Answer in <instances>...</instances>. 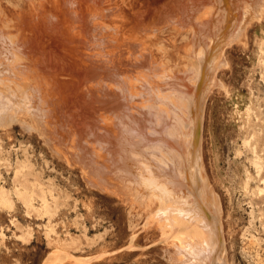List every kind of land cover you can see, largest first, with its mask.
<instances>
[{"label":"rangeland","instance_id":"obj_1","mask_svg":"<svg viewBox=\"0 0 264 264\" xmlns=\"http://www.w3.org/2000/svg\"><path fill=\"white\" fill-rule=\"evenodd\" d=\"M199 1L195 0L198 4ZM252 1L259 6L254 4L245 11L257 19L250 16V20V13L246 17L244 12L245 23H239L242 28L239 24L232 28L230 41L229 36L221 52L216 82L200 113L202 158L221 201L228 264H264V0L249 2ZM185 2L0 0V37H37L40 45L46 44L41 45L47 52L45 58L50 57L48 61L58 68L54 70H60L55 74L67 75L61 69L69 67L79 74L77 82L82 85L94 88V83L95 87L98 84L96 90L100 94L96 92L95 102L99 107H88V112H99L96 119L88 121V128L94 131L88 136L97 133L92 142L90 137L86 140L89 139L87 147L94 153L93 158L101 162L99 175H94L99 178L98 184L92 186L77 165L61 158L62 150L52 149L36 129L23 125L25 120L31 121L28 114L19 113L9 126L0 128V189L5 190L8 199L6 203L0 201V264H194L190 256L191 225L184 216L161 214V209L169 204L167 199L162 203L158 198L135 200L124 189V180L111 159L119 165L124 160L128 166V81L131 91L138 95L136 101L143 113L166 110L162 122L165 138L177 135V117L185 118L186 131L192 127L189 103L196 91L199 64L193 57L191 43L195 38L199 42L205 30L213 32L218 13L217 5ZM167 8L172 13L181 8L174 13L178 18ZM130 53L133 56L129 73ZM26 59L28 70L16 73L13 83L5 81L8 86L1 83L0 89L8 94L16 90L14 98L19 103L22 87L39 85L46 105L56 109V95L44 80L46 73L35 61ZM81 93L79 97L86 91ZM12 107L21 110L18 105ZM57 115L51 117L52 127ZM150 145L154 147L153 143ZM155 148L157 153L151 155L161 163L170 161L161 146ZM126 175L128 179V171ZM174 223L179 225L174 227ZM181 243H187V248L178 247Z\"/></svg>","mask_w":264,"mask_h":264},{"label":"bare ground","instance_id":"obj_2","mask_svg":"<svg viewBox=\"0 0 264 264\" xmlns=\"http://www.w3.org/2000/svg\"><path fill=\"white\" fill-rule=\"evenodd\" d=\"M249 1L250 0H201V2L199 1V4H198L195 2V0H188V2H185L183 0V2H185L184 4L188 3L187 5H206V4L211 3V5L213 4V5L218 6V7L216 6V12L218 13L217 14L218 16L216 15L218 18L216 19L217 25L216 27H214L213 32L208 33L205 30L204 33L206 35L202 34L199 42L195 38L194 39L195 41L193 40L194 43H191L192 44L191 51L193 53V57L196 59L195 62L197 61V63L199 64V74H197L198 80L195 84L196 91H195V94H191L190 103H189V104H192V112H189L190 108H187L189 110L186 109L190 113V118L192 119L191 120L192 127L191 129L188 128L190 129L189 132H188V129L186 131V124L183 121L185 118L183 117L181 119L180 117H177L175 121V126L177 127V131H178L177 135L173 139L165 138L163 135L165 133L163 131V126L165 124L163 123L164 125L162 126V122L164 121L165 116H167L165 115L163 117V114L164 113L166 114V110L161 111V112H156V111L154 112L153 110H149L150 112H147L146 114L143 113L141 109L138 107V103L136 101V99L138 98V95H136L134 92L131 91V87L129 85L130 82L128 81V89H127L128 90V142H127L128 143V160H127L128 166L124 163V160L121 162L123 165L121 163H120L121 165H119L118 163L116 164L117 162L116 159L111 158L113 161V162L111 161L112 164L116 165V168H118L120 171L118 175L121 177L122 180H124L123 181L125 184V186H123L124 189L128 191V194L130 196L133 195V198L135 200L140 201V202H145L149 198H158L160 199L162 203L164 202V200L167 199L169 200L168 201L169 204L167 203L168 204L166 205L167 207L164 206V209H161L160 211L161 214H166V212H168V213H173V214L175 213L177 215L179 213V216L180 215L184 216L183 219H186L184 221H187L191 225V228H190L191 236L189 237L190 238L192 237L191 239L192 241H189V242H191L192 246L189 245L188 247L191 246L190 256L194 264H228V259L226 255V252H227L226 244H225V239L223 235L221 201H220L219 195L215 187L211 183L206 173L203 158H202V135H201L202 124L200 120V113L203 110V103H204L207 93L212 88L213 84H215L216 82V72L218 69V65L219 63H221L220 61L222 59L220 58L221 52L229 36L230 37L228 38V41H230L229 39L231 38V35L233 32L232 28L234 27L237 28L238 27L237 25L240 23V21L243 22V25H244L245 22L242 19H245V17H243V15L245 16L248 8H250L251 6L255 4V2L252 1V3H250ZM255 6L258 7L259 3L256 2ZM262 6H264L263 3H262ZM170 8L172 9V7ZM167 9H165V11ZM174 9L175 8H173V10ZM170 10L168 9V11ZM175 10L177 12V10H181V8L175 9ZM60 11H61V8H60ZM207 11L208 10H206L205 13ZM255 11L256 10H254V12ZM42 12H44V10ZM170 12L173 15L174 13H176V12L172 13V11ZM247 14H246V17L248 15H249L248 16L249 18L250 16H252L251 15L252 12L248 15ZM158 16H160V14ZM174 16H176V14ZM255 16L254 17L252 16L251 18H255ZM49 17L50 16H48V18ZM219 17L221 18L219 19ZM48 18H46L47 19L46 23L47 22L49 23ZM208 19H205V20H208ZM255 19H252V20H255ZM202 22H205V21H202ZM207 26L208 25L206 24V27ZM210 26H211V23H210ZM240 27L242 28V23ZM193 28L194 27H192V29ZM193 32H194L193 34L194 37H196L195 36L196 29L193 30ZM237 33H240V32L238 31ZM207 34H209L211 38H208ZM235 35L233 36L235 37ZM5 38H6L5 36L4 38L0 37V84L3 83L4 86H8L9 85L8 83H13L15 74L17 73L18 75H20L23 72V70L26 69L27 67L26 58L32 59L33 61H35V63L40 65L39 69L46 73L44 77L45 83L49 86L48 88L49 91L51 89L52 93L56 95V101H57L56 103H58V105H56V109L53 108L54 110L52 108H49L48 104L46 105V103L42 99V90L39 85H30V86H27L26 88L22 87V91L20 93L22 95L18 98L19 103L16 102L15 101L16 99L14 98V96H16L17 94L16 90H10L8 94L7 90L0 89V128L9 126L11 122L16 120L17 115L20 116V114H23V113H24L23 115L28 114L29 117H31L30 120L32 122L29 120H25L23 122V125L26 126L27 128L36 129L40 133V135L43 137L44 142L52 149L54 147H58L59 150H62L63 154H61V158L65 159L66 161L74 165H77L82 170L83 177L85 178V180L92 186L97 185L99 178L94 177V175L95 174L99 175L98 166L101 162L99 163V161L93 158L94 153L93 154L91 153V151L87 147V144L89 145L88 143L89 139H90V142H92L95 139L96 136L94 137V139H93V136L97 133L96 131V133L93 136H88V134L92 135L91 133H94L93 128H92V131H90L91 128L90 129L88 128V121L89 119L90 120L96 119L97 112H98V111L97 112L94 111L92 113L88 112V107L89 109L90 108L93 109V106H95V104H96V107L97 106L99 107V105L95 102L97 101L96 98H98L97 94L99 93L98 90H96L98 89L97 88L98 84H97V87H95L96 82L94 83V85L91 82L94 88L92 87V85H91L92 88L87 87L89 85H86V84L82 85L81 82H77L80 80L79 74L74 73L76 72V70L74 72H71L69 70L70 69L69 67H63L66 69H61V71H66L67 75L55 74L58 70L55 71L56 69L54 70V67L55 68L57 67L52 66L54 63L51 64L50 63L51 61L50 62L48 61L50 57L49 59L45 58V54L47 52L44 50V48L41 47V45H44L43 47H45L46 44L40 45L41 39L36 40L35 38L37 37H35L34 39L31 37H25V36L24 37H14L10 39L9 38L5 39ZM207 38L209 39V41H211L210 43L209 41H207ZM42 40H43V37H42ZM89 41H91V39ZM203 41L204 43L203 45H201ZM46 42L49 43L51 41H46ZM58 46H62V45L59 44ZM32 47H34L35 49ZM51 47L54 48L55 45L54 46L52 45ZM54 51H57V50H54ZM55 53L53 54L55 55ZM16 54H19V55L16 56ZM13 56H15V58ZM46 56L48 57V55ZM132 56L133 54L130 53V57H128V72L129 73L130 71H132V69H130V65H131L130 59L132 58ZM53 58H51V60ZM76 58L75 59L73 58V59L77 61ZM63 59L65 60V58ZM61 65L65 66V64H61ZM52 70H54V72H52ZM96 75L97 74H95V76ZM195 75L196 74H194V77ZM87 77H89V75ZM92 77L93 75L91 76V81H92ZM96 77H94V79H96ZM131 78L132 77L128 74V79H131ZM88 79H90V77ZM5 81H9V82L6 83ZM85 81L87 82L86 79ZM217 81H219V79ZM115 86H118V85H115ZM114 87L111 89L114 90ZM118 88L116 89L118 90ZM102 89H103V86H102ZM84 91H86V94L84 93ZM80 92L84 93L85 95L83 94L84 96L79 97ZM81 98H87V100L83 101V99ZM160 98L161 97H159V99ZM181 103H182L181 105L184 106L183 105L184 102H181ZM16 105L20 106L21 110H19L18 108L12 107ZM69 108L74 109L72 110L73 112H71ZM6 112L7 113L11 112V113L10 115H7ZM55 113L58 115L56 117L57 119H56L55 125L54 127H52L50 125L52 124L51 117ZM153 115H154V119L152 118ZM186 116L188 115L186 114ZM20 119L22 118H19V120ZM114 121L115 120H113V122ZM26 127H25V130H26ZM103 129L105 130V128ZM166 133H168V131ZM173 135H174V132H173ZM86 138H89V139L86 140ZM91 138L93 140H91ZM152 143L154 147L150 145ZM156 145L161 146L170 155V161L161 163L156 158V156L151 155L152 152L157 153V150L155 148ZM90 149L92 151L94 150L92 149V147ZM93 152H95V150ZM108 164L109 166H111L110 163ZM107 170L104 172H107ZM126 171H128V179L126 178L127 176ZM109 173H111V171ZM0 201L4 203L8 202V199L5 196V190H3L2 188L0 189ZM173 225L175 227V226H178L179 224L176 225L174 223ZM182 227L183 226H181V228ZM187 240H184V241H187ZM184 241H181V242L184 243ZM186 244L187 243H185V245L184 244L182 245L181 243V245L179 244L180 246L178 245V247H181V246L186 247ZM180 255L182 256L183 254L181 253L179 254V256Z\"/></svg>","mask_w":264,"mask_h":264}]
</instances>
